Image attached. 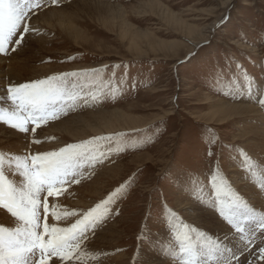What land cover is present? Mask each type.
Wrapping results in <instances>:
<instances>
[{"label":"rangeland","instance_id":"rangeland-1","mask_svg":"<svg viewBox=\"0 0 264 264\" xmlns=\"http://www.w3.org/2000/svg\"><path fill=\"white\" fill-rule=\"evenodd\" d=\"M43 3L29 13L25 23L31 30L23 34L20 47L10 45L7 55L0 54L12 57L1 69L3 76L10 77L8 69L15 63L25 69L12 73L18 77L22 72L23 76L12 79L14 85L77 72L81 75L69 80L83 85L99 100L78 103L67 115L41 124L35 133L30 124L29 133H23V151L13 153L12 144L0 143V152L24 155L28 144L31 148L26 154L58 151L93 137L117 136L116 141L101 147V151L111 149L102 162L85 163L78 184L65 185L63 194L47 198L49 205L58 203L69 212L82 214L127 184L108 205L106 218L94 233L90 231L84 246L88 255L82 257V264H178L177 237L189 230L193 242L218 239L229 249L235 247L240 240L235 229L223 241L201 225L204 222L198 224L209 212L227 223L214 204V170L254 210L255 216L242 226L264 234L257 227L264 205L252 203L254 196L262 194L260 200L264 199V146H260L264 122L232 113L231 118L218 122V115L228 107H245L251 99L264 117L259 104L264 99V0ZM48 9L57 11L52 21L34 22L39 14L46 19ZM13 47L15 51H11ZM94 70L100 71L94 74ZM4 97L0 105L7 106L10 102ZM65 120H73L68 132L49 133ZM0 126L21 133L5 123ZM34 139L41 143L36 145ZM246 157L251 158V167ZM239 165L242 167L235 169ZM232 170L239 172L238 179L233 178L236 171ZM244 181L249 185H242ZM1 211L6 218L0 215V225L14 226V218L5 209ZM78 218L55 221L49 215L48 223L68 226ZM222 231L229 232L226 227ZM263 247L248 246L246 250L253 256L245 263L252 264L254 258L255 264H264ZM247 252L237 255L239 262ZM57 259L53 257L49 264Z\"/></svg>","mask_w":264,"mask_h":264},{"label":"snow or ice","instance_id":"snow-or-ice-1","mask_svg":"<svg viewBox=\"0 0 264 264\" xmlns=\"http://www.w3.org/2000/svg\"><path fill=\"white\" fill-rule=\"evenodd\" d=\"M42 5L43 0H0V54L7 55L10 45L21 44L23 34L30 31L25 23L30 19L29 13ZM18 33L21 35L16 38ZM15 50V47L11 48V51ZM99 71L94 70V74ZM80 75L77 72L61 73L10 85L6 90L10 104L0 105V122L21 133H29L31 124L34 125L31 132L35 133L41 124L67 115L78 103L99 100L97 95L86 92L83 85L69 80V77ZM259 104L264 108V99L259 100ZM116 140L117 136L108 135L69 144L58 151L25 155L0 152V208L5 209L15 221L12 227L0 225V264H49L53 257L58 258L54 264H82V257L88 255L84 246L90 231L94 233L96 225L106 218L110 212L108 205L126 190L127 184L82 214L75 210L69 212L58 203L49 205L47 198L63 194L65 185L78 184L85 163L94 166L102 162L111 149L101 151V147ZM32 142L41 143L35 139ZM211 155L213 153L209 151ZM246 160L251 167V158L246 157ZM211 184L219 215L240 234V240L244 242L242 250H246L253 240L242 224L255 216L254 210L246 206L226 179L217 178L215 170ZM49 215L55 221L67 220L70 216L79 218L68 226H60L58 223L49 224ZM257 227L264 229V215H261ZM189 232L177 237L178 264H233V261L239 264L237 253L222 241L216 239L201 243L198 238L193 242ZM260 251L264 258V248Z\"/></svg>","mask_w":264,"mask_h":264},{"label":"bare ground","instance_id":"bare-ground-1","mask_svg":"<svg viewBox=\"0 0 264 264\" xmlns=\"http://www.w3.org/2000/svg\"><path fill=\"white\" fill-rule=\"evenodd\" d=\"M100 2V1H99ZM44 4V3H43ZM85 5H88V4H86L85 3ZM96 5V4H95ZM101 6V5H100ZM43 10V9H42ZM49 10H52V9H48L47 11L48 12H46V13H49L50 15H48V17L46 18V19H43V15L44 14H39V16L38 17H36V19L34 18V22L35 21H41L42 20V22L44 23H46V21L47 20H50V21H52V19L54 18V17H56V12L57 11H55V9H54V11H49ZM45 13V14H46ZM32 14H33V12H32ZM33 16V15H32ZM33 19V18H32ZM32 21V20H31ZM30 27V26H29ZM40 29H41V27H40ZM31 30V29H30ZM31 33V32H30ZM29 34V33H28ZM29 36V35H28ZM34 36V35H33ZM30 37V36H29ZM34 37H36V36H34ZM26 39H28L27 37H25ZM25 42V41H24ZM24 45V44H23ZM23 45L21 46V47H23ZM20 47V46H19ZM21 49V48H20ZM12 59V57H2V56H0V102L5 98L4 96L6 95V92H5V88H6V86L7 85H14V84H12L11 83V81H14V80H12V79H15V78H17L18 80H21V79H23V76L22 77H20L21 75H22V72H21V75H18V77H15L13 74H15L16 75V73L17 72H19V71H23L25 68H23L24 66L22 65V64H20V63H15V67H14V65H12L11 67H10V69H8L9 70V75H10V77L8 76H3V71H1V69L2 68H4L6 65H7V63H8V61H10ZM15 59V58H14ZM7 62V63H6ZM14 64V63H13ZM14 71H17V72H14ZM13 73V74H12ZM26 73V72H25ZM16 83H17V81H16ZM20 83V82H19ZM18 83V84H19ZM251 99V98H250ZM253 102H252V99L247 103H245V107H241V106H234V107H228L229 108V110H227V111H225L224 110V112L221 114V115H218V118H220L219 119V121L218 122H220V123H223L224 121L223 120H226L227 118H231L230 116H231V113H232V115L233 114H238L239 116H244V118H245V116H251V117H254V118H259V122L260 123H263L264 122V117L262 118V116L263 115H261L260 114V112H259V110H257V106L255 107L253 104H252ZM225 103H223V105H224ZM219 106V105H218ZM228 106H230V105H228ZM93 114V113H92ZM173 113H171L170 115H172ZM102 118V117H101ZM100 119V118H99ZM98 119V120H99ZM103 119V118H102ZM59 121V120H58ZM73 120H65V121H63V122H61V123H59L58 125H56V126H51L52 128L51 129H49V133H52V132H54V131H59V130H63V133H64V131H67L68 129H69V127H70V123L72 122ZM100 122V121H99ZM209 123V122H208ZM52 124V123H51ZM103 125H107V123H102ZM140 124V123H139ZM211 124V123H210ZM112 125V124H111ZM259 125V124H258ZM109 127H110V125H109ZM256 127V126H255ZM260 127V126H259ZM71 128V127H70ZM45 129H46V127H45ZM259 130H260V128H258ZM41 130V129H40ZM70 130V129H69ZM99 130V129H98ZM98 130H95V132H97ZM48 131V130H47ZM254 131V130H253ZM257 131V130H256ZM68 132V131H67ZM72 132V131H71ZM48 133V132H47ZM260 134L262 135V137L264 138V129L260 132ZM79 135V134H78ZM37 136V135H36ZM35 136V137H36ZM31 137V136H30ZM50 137V136H49ZM72 137V136H71ZM25 138H24V135H23V133H18V132H14V131H11V130H8V129H6L5 127H3V126H0V143H8V144H12L13 146L11 147V150L12 149H14L13 150V153H14V151H18V150H20V152L21 151H23L22 149L24 148V145H25V140H24ZM41 140V139H40ZM261 140V139H260ZM57 142V141H56ZM43 143V142H42ZM263 143V145H260L261 147L262 146H264V142H262ZM36 144V143H35ZM54 144V143H53ZM31 145V144H30ZM37 145V144H36ZM36 145H34L35 146V149H33V151H35L36 152ZM41 145V144H40ZM56 145V144H55ZM45 146H48V145H46L45 144ZM30 146H29V144L27 145V148L25 149V152H24V155L27 153V150H29L30 148H29ZM33 147V146H32ZM261 147H259V148H261ZM29 148V149H28ZM45 148V147H44ZM263 148V147H262ZM9 150H10V147L8 148ZM39 149H40V147H39ZM2 150V149H1ZM4 150V149H3ZM41 150V149H40ZM48 150V149H47ZM47 150H41V152L42 151H47ZM54 150V149H53ZM7 151V150H6ZM260 151V150H259ZM8 152V151H7ZM262 152L264 153V149H262ZM23 154V153H22ZM114 160V159H113ZM112 165V164H111ZM240 167H242V166H237L235 169H239ZM114 168V167H113ZM115 169V168H114ZM111 170V169H110ZM117 170V169H116ZM115 170V171H116ZM237 170H232V171H236V172H234V179H238V177H239V172L237 171ZM231 171V172H232ZM86 172V171H85ZM96 173V172H95ZM114 173V172H113ZM112 173V174H113ZM17 180H19L20 178L19 177H15ZM82 181V180H81ZM73 184V183H72ZM98 184V183H97ZM203 184V183H202ZM242 184V183H241ZM197 185L199 186L200 184H198V182H197ZM242 185H245V186H248L249 184L246 182L245 183V181L243 182V184ZM241 185V187H243ZM202 186H204V185H201V187ZM207 187V186H206ZM208 188V187H207ZM247 188H245V191H248V190H246ZM72 191H73V189H71ZM253 190H254V188H253ZM250 191V190H249ZM84 192V191H83ZM72 193V192H71ZM75 195V194H74ZM262 195V194H261ZM261 195H259L258 197L257 196H254V198H253V202L252 203H256V204H262V205H264V199L261 201L260 199H261ZM67 198H68V196H66ZM82 197V196H81ZM263 197V196H262ZM74 198H76V197H74ZM70 199V198H69ZM54 200V199H53ZM52 200V201H53ZM72 200V199H71ZM89 200V199H88ZM71 202V201H70ZM66 203V202H65ZM205 203V202H204ZM63 204V203H62ZM69 204H71V203H69ZM75 204V203H74ZM65 206H66V204H64ZM255 205V204H254ZM261 205V206H262ZM256 207V206H255ZM183 208H185V207H183ZM259 208V207H258ZM262 209H264V207L262 208ZM186 210H187V207H186ZM260 210V209H259ZM196 213V212H195ZM263 214L262 215H264V210H263V212H262ZM196 214H198V215H202L203 214V212H201V214L200 213H196ZM0 215L1 216H3L4 218H6V215L1 211L0 212ZM195 215V214H194ZM1 216H0V218H1ZM196 217V216H195ZM3 220V219H2ZM200 223H198L199 225L201 224V222H204V223H202L201 225H203V226H205L206 228H209V231H212L213 233H215V234H218V236L220 237V238H222L223 239V241H225V238H226V236L230 233V231L232 232L233 231V227L231 226V227H229V225L227 224V223H225L224 221H222L221 219H219L218 217H217V215L215 214V212H214V214H213V212H209V213H206V215L204 216L203 215V219H202V221H199ZM257 225H258V223H257ZM223 227H226V229H228L229 230V232H223L222 231V228ZM231 228V229H230ZM256 231V230H255ZM101 232V231H100ZM247 232H248V234H249V237L253 240V243H252V245H254V244H257V246L258 247H260L261 245H263L264 244V234H262V232L261 233H255V232H253V230H247ZM222 234V235H221ZM236 236L240 239V234L239 235H237L236 234ZM224 237V238H223ZM233 238V237H232ZM231 240V239H230ZM234 240V239H233ZM233 240H231V241H233ZM227 241H228V239H227ZM101 242V241H100ZM229 244H230V241L228 242ZM232 243V242H231ZM242 243L244 244V242L243 241H241V240H239V242L237 243V245L235 246V247H233V248H235V250H236V252L235 253H237V255L238 254H240V253H242V252H247V250H242V249H244V248H241V249H239V246L240 245H242ZM233 244V243H232ZM239 245V246H238ZM233 246V245H232ZM229 248V247H228ZM233 248L231 249V250H233ZM264 248V247H263ZM253 253H251V252H247V254H246V256L244 257V259H242V260H240V262H239V264H241V262H242V264H246L247 263V260L251 257V255H252ZM256 255V254H255ZM253 256V255H252ZM258 257V256H257ZM255 258H256V256H255ZM258 259V258H257ZM256 260V259H255ZM255 260H254V258H253V261H252V264H255ZM175 261V260H174ZM174 261H172V262H174ZM246 262V263H245ZM259 262V261H258ZM258 262H256V264H258ZM171 263V262H170ZM172 264V263H171ZM233 264H235V263H233Z\"/></svg>","mask_w":264,"mask_h":264}]
</instances>
